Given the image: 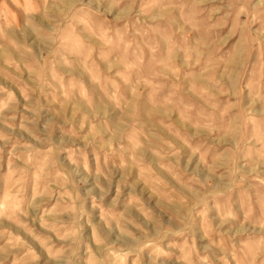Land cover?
<instances>
[{"label": "clouds", "instance_id": "1", "mask_svg": "<svg viewBox=\"0 0 264 264\" xmlns=\"http://www.w3.org/2000/svg\"><path fill=\"white\" fill-rule=\"evenodd\" d=\"M0 264H264V0H0Z\"/></svg>", "mask_w": 264, "mask_h": 264}]
</instances>
